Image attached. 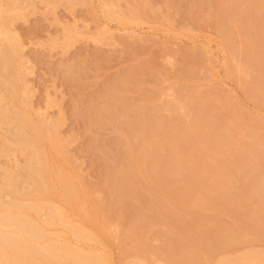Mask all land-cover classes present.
Listing matches in <instances>:
<instances>
[{"label": "bare ground", "instance_id": "bare-ground-1", "mask_svg": "<svg viewBox=\"0 0 264 264\" xmlns=\"http://www.w3.org/2000/svg\"><path fill=\"white\" fill-rule=\"evenodd\" d=\"M194 1V17L204 11L220 33L228 73L264 107V0ZM9 12L0 0V264H117L115 248L121 264H264L262 115L213 84L192 87L201 56L191 49L168 88L136 77L80 103L106 167L91 181L61 120L26 94Z\"/></svg>", "mask_w": 264, "mask_h": 264}, {"label": "rangeland", "instance_id": "rangeland-1", "mask_svg": "<svg viewBox=\"0 0 264 264\" xmlns=\"http://www.w3.org/2000/svg\"><path fill=\"white\" fill-rule=\"evenodd\" d=\"M2 1L10 9L6 17L18 39L10 46L22 56L26 94L38 112L61 120L62 133L70 139L67 148L91 181L106 167L92 145L80 103L106 100L107 88L131 84L136 77L146 85L168 88L176 83L177 68L191 49L201 56L192 87L213 84L232 106L264 117V107L228 73L220 33L204 11L199 20L194 17V0ZM109 9L113 14L105 13ZM133 16L140 20L133 21ZM105 23L111 31L102 30ZM146 66L156 72L144 70ZM114 138L115 133L107 135L108 141ZM112 255L121 264L117 248Z\"/></svg>", "mask_w": 264, "mask_h": 264}]
</instances>
